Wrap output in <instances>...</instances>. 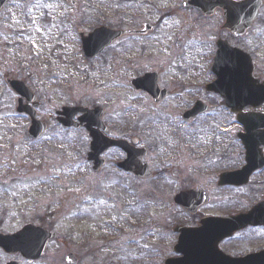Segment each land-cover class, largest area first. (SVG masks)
I'll list each match as a JSON object with an SVG mask.
<instances>
[{"label": "flooded vegetation", "instance_id": "af4514ba", "mask_svg": "<svg viewBox=\"0 0 264 264\" xmlns=\"http://www.w3.org/2000/svg\"><path fill=\"white\" fill-rule=\"evenodd\" d=\"M195 1L201 3L202 12L193 7L192 0H164L166 7L154 10L157 24L144 21L133 28H120V10L110 15L111 25L107 24L109 15L103 10H97L93 16L96 19L87 22V14L77 7V1L69 0L68 4L75 6L74 14L70 11L60 15L63 24L56 28L62 33L76 32L78 59L105 64L102 68L105 73L100 72L104 79L98 86L105 87L103 91L114 98L110 122L106 107L74 105L87 110L73 117V122L78 124L81 120L82 126L62 129L57 124L56 113L63 106L53 114L41 115L39 92L33 81L14 71H5L3 84L15 97L11 115L13 119L28 121L19 109L36 107V119L46 126V131L35 141H41L56 124L65 132H82L85 169L79 170L75 182L87 192L100 193L104 181L115 183L112 187L122 191L124 198L131 197L136 183L143 190H152L148 193L176 191L172 200L175 215L171 219L177 223L171 225L170 233L162 221L158 223V232L152 233L144 226L134 229L135 236L124 240L129 247L146 249L143 255L142 249L134 253L143 257L142 260H147L151 247L163 249L169 233L174 238L172 254L163 256L159 262L148 259L149 264H165L169 258L181 257L177 249H183L178 244L184 235L194 240L184 246L190 250L200 246L195 240L219 238L213 243L214 252L219 255L229 260L243 259L245 264H264V0ZM36 3L37 0H0V36L4 38L0 47L23 50L22 40L33 27ZM237 3L240 9L230 8ZM184 14L192 15L203 25L213 23L210 30L213 37L208 41L213 46L211 55L203 58L202 63L195 47L181 38V26L173 30L163 27L164 22ZM73 16L77 17L72 22ZM101 18L97 26L85 31L88 23ZM24 21L30 26L24 27ZM237 23L241 28L238 32L233 28ZM159 27L167 30L161 32L159 42H154L149 38L157 34ZM105 30L137 34L115 39L103 48L110 41ZM94 31L102 34L84 44L86 52L91 54L87 56L81 41ZM186 33L183 38H191L190 32ZM144 38L147 40H132ZM218 47H225L230 53L233 52L230 49H236L237 53L221 57L222 65L215 67ZM122 48L126 50L123 54ZM67 52L71 54L66 50L64 55ZM219 76L224 82L211 89ZM66 81L73 84L70 79ZM66 86L62 91L73 89ZM95 109H100L101 114L96 115ZM93 136L101 143L105 136L114 145L99 153L100 147L91 148ZM52 140L48 139V143L52 144ZM80 214L79 218L85 221L87 213ZM97 220L102 218L95 216ZM150 225L157 227L154 222ZM230 230L229 236L220 239L222 233ZM57 239L49 241L36 258L26 259L22 250L0 249V264H40ZM75 251H65L64 264H86L81 253ZM88 252L94 250H85ZM110 261L120 264L123 260L111 258ZM193 262L202 263L196 258Z\"/></svg>", "mask_w": 264, "mask_h": 264}, {"label": "rangeland", "instance_id": "374dc122", "mask_svg": "<svg viewBox=\"0 0 264 264\" xmlns=\"http://www.w3.org/2000/svg\"><path fill=\"white\" fill-rule=\"evenodd\" d=\"M68 1L37 0L34 6L37 11L32 16L33 27L26 31L22 40L23 50L0 47V234L17 233L31 222L58 235L40 264H64L67 250H77L75 252L81 253L86 264H110L111 258L114 261L121 258L123 261L120 264L125 261L127 264H149L148 259L159 262L163 256L172 254L174 238L169 234V228L176 222L171 219L175 215L172 209L175 190L148 193L152 190H143V186L136 183L131 197L124 198L122 191L112 187L116 186L115 183L104 181L100 193L87 192L75 182L81 173L79 170L85 169L83 159L86 148L82 132H65L56 124L41 141H34L27 137L28 121L25 118L13 119L11 115L10 107L15 104V97L3 84L2 74L5 71H14L33 81L39 92L41 115L53 114L61 106L94 105L106 107L110 122L114 98L109 92L103 91L105 87L98 86L104 79L100 77V72L105 73L102 71L105 64L99 60L91 62L78 59L76 32L62 33L56 28L63 24L60 15L70 11L74 14L75 6L68 4ZM76 1L77 7L87 14V22L96 19L93 16L97 10H103L109 15L106 17L107 24L111 25L110 15L120 10V28H133L144 21L157 24L154 10L166 7L164 0ZM134 13L139 16H132ZM76 17L70 20L73 22ZM102 20L88 23L85 31L93 29ZM22 24L26 28L30 26L25 21ZM178 26L183 28V36L187 31L190 32L191 38H181L195 47L202 63L203 58L211 55L213 46L208 41L213 37L210 32L213 23L203 25V22L186 14L163 23L167 29H177ZM167 29L160 30L159 27L157 34L149 39L159 42L161 32ZM3 40L0 36V43ZM66 50L71 54L67 52L64 55ZM125 51L120 49L121 54ZM109 55L110 52L106 54ZM120 60L126 62L127 59ZM68 79L73 84L66 81ZM66 85L73 89L62 91L68 88ZM51 138L52 144H49L48 139ZM83 211L87 213L85 221L79 218ZM95 216H100L102 220L95 221ZM162 221L166 222L169 232L165 247L161 250L151 247L152 251L144 261L143 257L134 253H140L142 249L143 255L146 249L133 245L129 247L124 240L135 236L132 235L135 226H146L152 233L158 232V223ZM150 222H154L157 227L152 228ZM96 228H99V232H96ZM90 249L94 253H85V250Z\"/></svg>", "mask_w": 264, "mask_h": 264}, {"label": "water", "instance_id": "95a60500", "mask_svg": "<svg viewBox=\"0 0 264 264\" xmlns=\"http://www.w3.org/2000/svg\"><path fill=\"white\" fill-rule=\"evenodd\" d=\"M194 4L198 5V2H194ZM85 52H86V49H85ZM218 56L219 57L224 56L223 50L222 52H218ZM20 89H23V88L20 87ZM23 95L28 97L24 89H23ZM19 111L26 113L31 118V126L28 131L29 137L31 138L38 137L40 133L44 131L45 128L34 120L35 115L33 114V111L30 109H25V108H21L19 109ZM79 111H82V110L69 109V108L63 109L62 112L59 113V115L65 116V119H59V122H61L65 128L71 126V118ZM95 141L96 139L94 138V142ZM110 145L112 144L111 143L107 144L106 146H104V148L101 149V151L103 149H106ZM230 232L231 230L227 233H224L223 236L221 237L229 236ZM51 237L52 236H48L42 230H38V229L35 230L33 229V227L28 226L23 231L16 233L14 235L5 236V235L0 234V248L6 251L22 250L23 256L25 258H36L40 255L41 251L43 250L46 239L51 238ZM218 239L219 238L195 240V243H199L200 245L198 246V249H195V248H194L195 250H190L188 248L180 249L178 251L181 252L184 255V257L179 260L168 261L167 264H199L198 262H193L194 258H196L197 261H199L200 259L202 262L200 264H232L230 262H227L222 257H220V255L217 252H214L215 245L213 243H217ZM188 241H190L189 243H193V240H189L181 236L179 239V245L182 246V245L189 244L187 243ZM233 264H245V263H244V260L242 259V260L234 261Z\"/></svg>", "mask_w": 264, "mask_h": 264}]
</instances>
